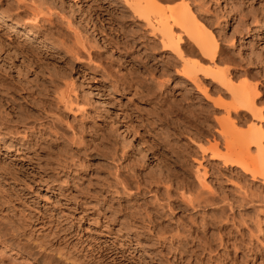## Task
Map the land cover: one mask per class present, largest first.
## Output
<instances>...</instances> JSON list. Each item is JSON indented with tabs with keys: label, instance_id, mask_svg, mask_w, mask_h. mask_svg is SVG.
<instances>
[{
	"label": "rangeland",
	"instance_id": "374dc122",
	"mask_svg": "<svg viewBox=\"0 0 264 264\" xmlns=\"http://www.w3.org/2000/svg\"><path fill=\"white\" fill-rule=\"evenodd\" d=\"M19 1L0 0V246L10 253L1 264H264L261 199L236 209L243 192L264 187L201 159L222 113L161 72L168 54L145 46L122 3ZM199 1L221 23V66L257 86L264 113V0ZM40 5L44 23L31 20ZM24 25L51 41L23 36ZM66 84L81 111L55 101ZM203 169L213 196L233 203L227 221L204 227L217 207L196 215L186 203Z\"/></svg>",
	"mask_w": 264,
	"mask_h": 264
},
{
	"label": "bare ground",
	"instance_id": "6f19581e",
	"mask_svg": "<svg viewBox=\"0 0 264 264\" xmlns=\"http://www.w3.org/2000/svg\"><path fill=\"white\" fill-rule=\"evenodd\" d=\"M119 1L123 5V11L131 15V21L133 20L137 25L143 26L144 30L143 33H141L143 36H141V38L145 39V46L150 50H161L160 52L164 54V57L168 54V59H166V61H161V72H163L164 75H170L173 71L182 78L185 83L191 85V88L189 86L190 89H188V92L189 90L199 91L202 94L201 100H204L201 102L205 104L211 103L210 114H215L216 111L220 112V114L222 113L221 118H215L214 116L218 129L215 130L216 135H212L213 144H211L209 148L207 147V149L199 147L201 150V159L207 154L206 156H208L207 158H209L210 161H218V163H220L224 171L229 173L230 178L233 177L236 181H243L244 183L248 179L251 183L259 182L260 185L264 187V113L263 108L257 104L260 94L257 86L248 87L247 85L250 84L245 85V81L241 82L242 80H240V84L234 82V77L230 75L231 73H229L228 68L221 66L223 59L220 58L221 51L213 33L214 26H220L221 24L218 21L219 19H213L210 15L208 16V9H205L206 4L200 3L199 5L196 4L193 6L194 0L191 1V4L188 0ZM195 1L198 3L200 2L199 0ZM18 2L20 1L18 0ZM38 6H36L37 9L41 8V5L40 7ZM30 8L31 7H29V9ZM32 11L33 14H31L33 17L31 16V20L34 22L38 19L41 10L32 9L31 12ZM40 19H38L40 22H47L44 17L43 19L45 20ZM31 20L29 19L28 21ZM38 26L24 25L20 31L23 33V36L36 38L39 43L46 46V42L51 40L46 39L43 34L36 31L35 27ZM261 30L264 31V23L262 24ZM49 33L52 34L51 32ZM79 41L80 39L78 40V38H76V42L80 43ZM59 44L61 46L64 45L61 40ZM76 51L78 50L76 49ZM171 67L173 68L172 70ZM167 81L159 83L163 85L167 83ZM206 85H209V88H207ZM66 86L67 84L65 87ZM69 88L71 89V87ZM70 89H68L67 86L64 91L54 90L53 94H55V101L62 105V109L64 108L72 112L73 106H75V108L78 109H74L79 112L81 111V105L79 104H81V102L83 103V101H81L80 98L78 100L76 95H74L75 92L73 88L72 90ZM214 95H216V98ZM183 96L185 97V95L182 94L181 98ZM184 97L182 99H185ZM243 124L245 125V129H238V125L243 126ZM14 129L16 130L17 128L14 127ZM14 134H17V132L14 131ZM23 135H25V133ZM11 137V140L17 141L15 137ZM38 145L40 144L37 143L36 146ZM60 167L62 169L69 168L66 167V164L60 165ZM205 175L206 170L203 169V172L197 175L200 185L198 192L186 198L188 200L186 203L196 215L199 209L204 210L208 205L217 207L216 209L210 210V222L204 224L206 223L204 221L201 225L202 227L205 225L210 226L214 223L221 224L224 219L227 221L228 219L223 213L226 209H229V211L233 209V203H231L227 197L219 196L215 198L213 196L210 187H208L204 181ZM45 182H50V180L47 178ZM119 183V185L123 187L121 190L123 193L129 192L130 189L125 179H120ZM240 190L244 189L239 187V191ZM263 193L259 191L257 193L243 192V195L237 200L238 205H236V209H244L243 204L255 202L252 200L253 197L257 199L260 198L261 204L264 205ZM261 195L262 197H260ZM181 197L184 198L183 193ZM257 201L259 204L260 201ZM238 213L239 216L243 217L240 211ZM191 222L195 225L194 220ZM8 253L6 248L0 246V264L2 261L8 262Z\"/></svg>",
	"mask_w": 264,
	"mask_h": 264
}]
</instances>
